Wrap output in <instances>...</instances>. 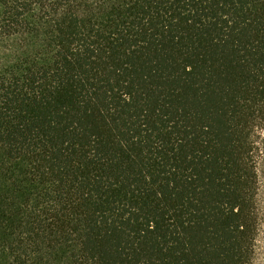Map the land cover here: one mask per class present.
I'll return each instance as SVG.
<instances>
[{"label":"trees","instance_id":"obj_1","mask_svg":"<svg viewBox=\"0 0 264 264\" xmlns=\"http://www.w3.org/2000/svg\"><path fill=\"white\" fill-rule=\"evenodd\" d=\"M264 0H0V264H264Z\"/></svg>","mask_w":264,"mask_h":264},{"label":"rangeland","instance_id":"obj_2","mask_svg":"<svg viewBox=\"0 0 264 264\" xmlns=\"http://www.w3.org/2000/svg\"><path fill=\"white\" fill-rule=\"evenodd\" d=\"M263 192H264V183H263V188H262ZM262 237H264V229H263V234Z\"/></svg>","mask_w":264,"mask_h":264}]
</instances>
